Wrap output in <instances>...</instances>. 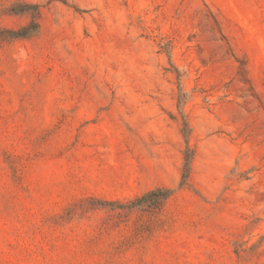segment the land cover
Returning <instances> with one entry per match:
<instances>
[{"label":"rangeland","instance_id":"374dc122","mask_svg":"<svg viewBox=\"0 0 264 264\" xmlns=\"http://www.w3.org/2000/svg\"><path fill=\"white\" fill-rule=\"evenodd\" d=\"M0 264H264V0H0Z\"/></svg>","mask_w":264,"mask_h":264},{"label":"trees","instance_id":"16d2710c","mask_svg":"<svg viewBox=\"0 0 264 264\" xmlns=\"http://www.w3.org/2000/svg\"><path fill=\"white\" fill-rule=\"evenodd\" d=\"M38 30L37 25L29 26L26 28L21 29L18 32H14L13 34L16 35L17 37H29L33 34H35Z\"/></svg>","mask_w":264,"mask_h":264}]
</instances>
